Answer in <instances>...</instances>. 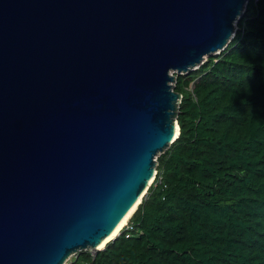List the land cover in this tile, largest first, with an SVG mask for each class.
Wrapping results in <instances>:
<instances>
[{
    "label": "water",
    "instance_id": "95a60500",
    "mask_svg": "<svg viewBox=\"0 0 264 264\" xmlns=\"http://www.w3.org/2000/svg\"><path fill=\"white\" fill-rule=\"evenodd\" d=\"M249 1L0 0V264L102 250Z\"/></svg>",
    "mask_w": 264,
    "mask_h": 264
},
{
    "label": "trees",
    "instance_id": "16d2710c",
    "mask_svg": "<svg viewBox=\"0 0 264 264\" xmlns=\"http://www.w3.org/2000/svg\"><path fill=\"white\" fill-rule=\"evenodd\" d=\"M178 139L124 230L75 264H264V0L228 47L176 75Z\"/></svg>",
    "mask_w": 264,
    "mask_h": 264
},
{
    "label": "bare ground",
    "instance_id": "6f19581e",
    "mask_svg": "<svg viewBox=\"0 0 264 264\" xmlns=\"http://www.w3.org/2000/svg\"><path fill=\"white\" fill-rule=\"evenodd\" d=\"M155 178L152 177L147 186L145 187L144 191L142 192V195L140 196V198L138 199L137 203L132 207V209L124 216V218L122 219V221L119 223V225L117 226V228L114 230V232L108 236L102 243L101 245L98 247V249L101 248H105V246L111 242L114 238L118 237V235L120 234V232L122 231L123 227L126 225V223L128 222V220L131 218V216L134 214L135 210L137 209V207L139 206V202L142 201V198L145 196L144 194L148 191L149 186L154 182Z\"/></svg>",
    "mask_w": 264,
    "mask_h": 264
},
{
    "label": "built area",
    "instance_id": "2783aa9c",
    "mask_svg": "<svg viewBox=\"0 0 264 264\" xmlns=\"http://www.w3.org/2000/svg\"><path fill=\"white\" fill-rule=\"evenodd\" d=\"M237 30H238V27H237ZM237 32V31H236ZM235 37V36H234ZM158 164V162H157ZM158 167V166H157ZM157 174H158V170L156 171V176L155 178L157 177ZM129 222L126 223L125 225V228L123 229L124 230H132V225L130 224V219L128 220ZM121 234V233H120ZM95 253V252H94ZM93 253V254H94ZM78 255V254H77ZM77 255H74L66 264H75L76 263V258H77Z\"/></svg>",
    "mask_w": 264,
    "mask_h": 264
},
{
    "label": "rangeland",
    "instance_id": "374dc122",
    "mask_svg": "<svg viewBox=\"0 0 264 264\" xmlns=\"http://www.w3.org/2000/svg\"><path fill=\"white\" fill-rule=\"evenodd\" d=\"M207 59H208V58H207ZM207 59L204 61V63L207 61ZM199 67H200V66H199ZM199 67H197V69H198ZM176 75H177L176 73L173 74V76H175L174 82L172 83L173 86H175V83H176ZM178 104H180V101H178ZM165 151H166V150H165ZM165 151L162 152V153H160V154H158V156H157V161H158L159 157H160L162 154L165 153ZM152 184H153V183H152ZM131 217H132V216H131ZM128 222H129V221H128ZM124 228H125V226L123 227V229H124ZM123 229H122V231H123ZM122 231H121V232H122ZM101 249H103V248H101ZM101 249H100V250H101ZM88 251L92 252V254L94 253V251H92V250H88Z\"/></svg>",
    "mask_w": 264,
    "mask_h": 264
},
{
    "label": "clouds",
    "instance_id": "9594fccd",
    "mask_svg": "<svg viewBox=\"0 0 264 264\" xmlns=\"http://www.w3.org/2000/svg\"><path fill=\"white\" fill-rule=\"evenodd\" d=\"M156 179V178H155ZM131 219V218H130ZM121 233V232H120ZM120 235V234H119Z\"/></svg>",
    "mask_w": 264,
    "mask_h": 264
}]
</instances>
